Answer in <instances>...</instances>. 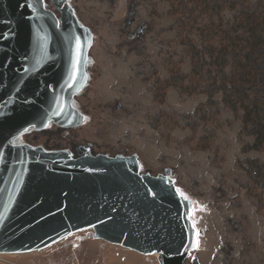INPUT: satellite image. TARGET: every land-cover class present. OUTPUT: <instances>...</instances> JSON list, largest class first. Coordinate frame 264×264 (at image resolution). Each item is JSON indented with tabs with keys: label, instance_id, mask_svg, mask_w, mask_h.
Here are the masks:
<instances>
[{
	"label": "rangeland",
	"instance_id": "rangeland-1",
	"mask_svg": "<svg viewBox=\"0 0 264 264\" xmlns=\"http://www.w3.org/2000/svg\"><path fill=\"white\" fill-rule=\"evenodd\" d=\"M68 3L93 36L89 82L72 99L83 121L30 127L17 143L72 157L81 147L136 155L143 172L167 174L206 206L197 214L201 264H241L240 237L264 239L255 199L264 194V0ZM217 247L225 254L214 258ZM0 264L160 262L89 228L42 250L0 253Z\"/></svg>",
	"mask_w": 264,
	"mask_h": 264
},
{
	"label": "water",
	"instance_id": "water-1",
	"mask_svg": "<svg viewBox=\"0 0 264 264\" xmlns=\"http://www.w3.org/2000/svg\"><path fill=\"white\" fill-rule=\"evenodd\" d=\"M52 2L59 16L46 0H0V253L42 249L90 228L108 242L158 254L160 264H184L195 251L185 247L192 230L167 174L143 172L136 155H90L81 147L83 155L72 157L17 143L30 127L83 121L72 99L89 82L93 36L68 0ZM75 36L83 54L70 89L64 81L75 40L67 37ZM57 102L60 116L52 115ZM192 261L200 264L196 255Z\"/></svg>",
	"mask_w": 264,
	"mask_h": 264
},
{
	"label": "snow or ice",
	"instance_id": "snow-or-ice-1",
	"mask_svg": "<svg viewBox=\"0 0 264 264\" xmlns=\"http://www.w3.org/2000/svg\"><path fill=\"white\" fill-rule=\"evenodd\" d=\"M24 6H25L24 4L20 5V7L22 8ZM28 6L31 7V5H28ZM67 39L75 40L74 56L71 61L69 71L67 73V78L64 81V85L71 89L76 85L77 79L80 75L81 63H82L81 58L83 54L82 53L83 41L80 36H75L74 38L67 37ZM62 113H63V105L62 103L57 102V107L55 110H53L52 115L60 116L62 115ZM45 126L47 127L48 125H45ZM25 131H27V129H25ZM89 171H92V169H89ZM168 183L171 184L173 182L169 179ZM175 192L179 195L181 200L187 204V208L184 213V218L189 221L190 227L192 230L191 240L189 244L186 245L185 247L186 249H192V250L198 251L200 248V244H201L200 236L202 234V229L198 227L199 220H198L197 214L198 212L204 211L206 206L200 204L198 201L193 200L192 197H190L187 193H185L179 187L175 188ZM152 195L155 196L156 193H152ZM92 227H95V225H93ZM160 255H163V254L161 253Z\"/></svg>",
	"mask_w": 264,
	"mask_h": 264
},
{
	"label": "flooded vegetation",
	"instance_id": "flooded-vegetation-1",
	"mask_svg": "<svg viewBox=\"0 0 264 264\" xmlns=\"http://www.w3.org/2000/svg\"><path fill=\"white\" fill-rule=\"evenodd\" d=\"M256 201H257V207L259 209V212L261 214V216H264V194H260L257 193V196L255 197ZM216 201H218V199H213V201L211 202V204L215 205ZM243 216V215H242ZM244 220L246 219V217L244 216L243 218ZM199 227V226H198ZM201 229V227H199ZM204 233H202L201 235H203ZM252 238L253 236H249L247 233L243 234L240 239H241V244H240V253H241V264H251V261H253L254 258L251 257V253L255 254V259H259L260 260V264H264V261H262V259L264 258V239L260 238L258 241L256 242H251L249 240V238ZM225 249L227 248V245L224 246ZM224 253L225 251L224 249L221 250V247H217L213 253V257L215 258L218 253ZM200 261V259H199ZM187 264H193L192 263V258L190 257L189 259H187ZM201 264V261H200Z\"/></svg>",
	"mask_w": 264,
	"mask_h": 264
},
{
	"label": "bare ground",
	"instance_id": "bare-ground-1",
	"mask_svg": "<svg viewBox=\"0 0 264 264\" xmlns=\"http://www.w3.org/2000/svg\"><path fill=\"white\" fill-rule=\"evenodd\" d=\"M127 248V247H126ZM38 250H42V249H38ZM33 251H36V250H33ZM33 251H30V252H33ZM28 253V252H27ZM140 253V252H139ZM10 254H14V253H10ZM142 254V253H141ZM152 255H155V254H152Z\"/></svg>",
	"mask_w": 264,
	"mask_h": 264
}]
</instances>
